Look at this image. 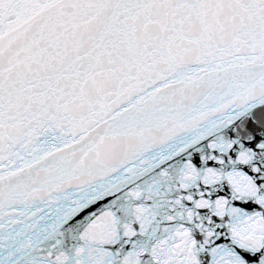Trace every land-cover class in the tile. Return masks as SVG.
<instances>
[{
  "label": "snow or ice",
  "instance_id": "snow-or-ice-1",
  "mask_svg": "<svg viewBox=\"0 0 264 264\" xmlns=\"http://www.w3.org/2000/svg\"><path fill=\"white\" fill-rule=\"evenodd\" d=\"M0 264H264V0H0Z\"/></svg>",
  "mask_w": 264,
  "mask_h": 264
}]
</instances>
